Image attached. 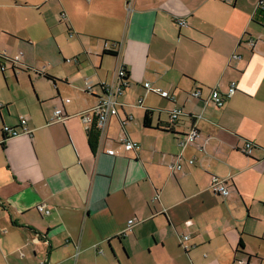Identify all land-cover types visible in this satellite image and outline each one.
Here are the masks:
<instances>
[{
	"label": "crops",
	"instance_id": "obj_1",
	"mask_svg": "<svg viewBox=\"0 0 264 264\" xmlns=\"http://www.w3.org/2000/svg\"><path fill=\"white\" fill-rule=\"evenodd\" d=\"M256 3L0 0V51L21 54L0 70L7 88L5 71L15 68L18 78L33 48L55 43L68 63L62 77L38 74L53 77L49 93L0 90V129L23 117L28 130L0 144V264H127L133 245L165 251L157 264H255L264 252V12ZM104 41L117 43L116 56L104 53ZM120 64L128 84L101 137L77 114L97 103L99 84L111 83ZM232 82L235 92L216 107L210 90L224 93ZM196 89L200 98L190 94ZM59 107L67 118L53 122ZM174 108L182 115L171 122ZM193 123L207 138L203 150L178 142ZM121 136L139 143L136 153ZM247 141L250 156L239 151ZM178 154L183 167L173 172L168 163ZM212 176L228 181L227 196L210 191ZM181 235L189 236L186 250Z\"/></svg>",
	"mask_w": 264,
	"mask_h": 264
},
{
	"label": "built area",
	"instance_id": "obj_2",
	"mask_svg": "<svg viewBox=\"0 0 264 264\" xmlns=\"http://www.w3.org/2000/svg\"><path fill=\"white\" fill-rule=\"evenodd\" d=\"M225 2H230V0H223ZM256 11L264 12V0H257ZM61 17H64V14H61ZM175 22L178 25H184L185 19L184 18H177ZM246 43L249 45L250 48H254L256 44V40L254 38H247ZM103 48L105 51L109 50H115L116 44L111 43L109 41L103 42ZM21 59V54L15 55L14 57L10 58L5 51H0V70L3 71L5 69V64L7 62H19ZM74 61L76 59H73ZM68 61H72L71 59H68ZM126 69L125 67L120 64L115 71L114 80L111 83H101L99 84V90L100 93L98 95V100L95 105H93L91 108L81 111L77 114L81 121L86 125L94 124L95 127L98 129L101 137L104 134L105 126L109 120L114 115H117L119 112L120 107V98L124 94L125 91V85L123 83V78L125 77ZM85 85V92L87 94H94V86L92 85V82L88 79L84 80ZM145 88L148 90L155 92L162 96L163 98H167L169 100H174V97L169 94L168 91L156 88L153 89L150 87V84L148 82H145L143 84ZM236 89V83L232 82L227 89L226 92L220 93L216 88H212L210 90L209 100L218 108H221L224 106L226 100L228 97H230ZM192 97L200 98V89L193 90L191 93ZM66 102L69 101V99L65 100ZM142 99L139 98L137 100V105L141 106ZM3 107V103L0 101V109ZM182 115V111L179 108H174L170 113V120L171 122H175L179 119V117ZM131 115L128 117V119H131ZM67 116L64 113V110L62 107L56 108L53 113V122H60L63 121ZM27 133V127H26V120L23 117H20L18 126H8L3 125L0 129L1 136L0 137V144H4L5 140L9 139L10 137L16 136L19 133ZM202 142L200 143V141ZM207 141L206 139L202 138V135L200 133V130L195 126L193 123L190 128L182 135V137L178 138V142L181 145H188L192 143H197L199 148L201 150L204 149V145ZM118 143L121 144L125 151L136 153L137 149L139 148V143L135 140L130 139L127 136H121L118 138ZM254 145L253 143L247 141L244 143L242 147L239 148V151L247 156H250L252 149ZM106 153H112L111 150L106 149ZM183 156L182 154L175 155L170 162L168 163V167L171 169V171H181L183 164H182ZM186 163L188 165H193L195 163L194 158H188L186 159ZM209 189L213 194L219 195V196H227L230 193L231 186H229L228 181L224 178L212 176L209 182ZM154 199H158V196H154ZM36 209L39 212H42L44 214H49L50 210L46 208V205L43 203L37 204ZM132 224V221L130 220L127 227L130 228ZM188 235H181L180 236V244L181 246L186 250L188 249V245L185 244V241L188 240ZM101 250H99L100 252ZM76 252L78 253L77 247ZM39 264H47V260L44 259L40 261Z\"/></svg>",
	"mask_w": 264,
	"mask_h": 264
},
{
	"label": "rangeland",
	"instance_id": "obj_3",
	"mask_svg": "<svg viewBox=\"0 0 264 264\" xmlns=\"http://www.w3.org/2000/svg\"><path fill=\"white\" fill-rule=\"evenodd\" d=\"M61 18V16H60ZM63 26L64 24L61 23ZM32 52L35 54L33 60H31V64H25L28 68L22 67L21 70H18V78L15 79L14 74L10 68H7L4 75L8 77L9 82L12 81V87L10 89L5 85V80L0 71V90L6 93L13 92L14 87L18 89L21 93L25 90L29 92L34 98L37 96V89L39 91H43L44 93H49L54 90V85L52 81L45 78L44 76H38L39 73H49L52 75H58L57 77H62V75H66L68 71L65 69L68 63H62L63 57L61 56V49L55 43L54 45H47L42 48L32 49ZM59 61V66L53 67L55 64L53 61ZM68 59H66L67 61ZM52 62V64H51ZM52 65L49 67V65ZM16 74V76H17ZM71 75L69 74L68 79H71ZM26 84V85H25ZM62 88V87H61ZM36 94V95H35ZM69 97V96H68ZM133 256L130 260L127 261V264H157L158 260L163 256L165 251H162L159 247H151L149 251L147 249H139L135 250L133 245ZM136 252V256H135ZM181 252L182 249H181ZM256 258V259H255ZM255 264H264V252L254 256ZM236 264V263H235Z\"/></svg>",
	"mask_w": 264,
	"mask_h": 264
},
{
	"label": "trees",
	"instance_id": "obj_4",
	"mask_svg": "<svg viewBox=\"0 0 264 264\" xmlns=\"http://www.w3.org/2000/svg\"><path fill=\"white\" fill-rule=\"evenodd\" d=\"M111 43H115V42H111ZM115 44L117 45V43H115ZM104 53L105 54L112 55V56H116L117 55V50L116 51H114V50L105 51L104 50ZM44 77L47 78V79H53V77H51L48 74H44ZM123 83H124L125 87L128 84V73H127V71L125 73V77L123 78ZM152 110H153L152 108H146V110H145L144 117H143V125L145 127H150L151 126V113H152ZM92 131H96V133L98 135V130L95 128V125L94 124H92ZM238 246L240 248H243V242H242V240H239Z\"/></svg>",
	"mask_w": 264,
	"mask_h": 264
},
{
	"label": "water",
	"instance_id": "obj_5",
	"mask_svg": "<svg viewBox=\"0 0 264 264\" xmlns=\"http://www.w3.org/2000/svg\"><path fill=\"white\" fill-rule=\"evenodd\" d=\"M15 68H12V70H14Z\"/></svg>",
	"mask_w": 264,
	"mask_h": 264
}]
</instances>
